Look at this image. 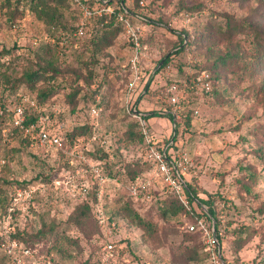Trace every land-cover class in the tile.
Returning <instances> with one entry per match:
<instances>
[{
  "label": "rangeland",
  "instance_id": "374dc122",
  "mask_svg": "<svg viewBox=\"0 0 264 264\" xmlns=\"http://www.w3.org/2000/svg\"><path fill=\"white\" fill-rule=\"evenodd\" d=\"M145 1L149 3V8L143 10L147 16L166 24L153 29L144 25L143 31L144 38L152 34L146 43L149 55L144 64L152 86L140 97L139 107L163 114L150 119L157 137H165L172 131L171 117L165 114V109H169L167 86L174 82L182 86L184 81L204 71L210 75V94L197 89L181 97L179 142L189 148L197 165L198 176L193 182L198 196L205 199L213 196L220 245H216L214 258L207 236L197 228H188V224H196L198 217L170 213L164 216L161 213L164 205L152 200V208L143 214L157 224V233L151 239L137 227L118 232L119 237L130 239L122 254V264H264V213L258 211L264 206V45L257 44L264 36V0ZM137 3L138 0H126L132 8H137ZM12 11L0 8V44L11 46L15 40L25 44L38 35L41 46L34 52L37 63L30 64L24 59L8 71L18 76L48 61L59 63L68 80L58 96L59 102L73 88L89 98L92 87L87 83H102L98 98L106 108L98 120L102 135L97 141L104 140V146L110 145V150L118 147V164L125 168L120 177L126 181L125 170L144 167L141 161L145 152L139 140H132L125 133L130 124L124 117L126 107H122L126 94L114 80L117 69L128 62L132 53L125 34L121 31L103 48L90 39L72 43L61 58L58 50L48 47L43 36L46 30L55 32V27L47 26L26 8L17 15L18 26L13 27L9 18ZM62 12L68 24L77 22L73 13ZM230 20L240 28L230 30ZM93 30L94 35L101 34L97 24ZM181 38L185 40L180 46ZM180 47L183 49L176 52ZM168 55L167 65L157 73L156 67ZM39 87L45 88L46 82H39ZM79 112L71 114L68 108L65 116L73 125L91 119L86 110ZM19 141L15 139L13 145ZM3 144L0 159L5 157ZM55 155V152L49 155L51 162ZM22 157L23 161L19 160ZM61 162L62 169L70 171L78 164L77 160ZM11 163V170L2 176L31 178L34 162L25 149ZM58 173L55 177L61 179L63 174ZM44 183L46 187L38 193L34 210L21 212L11 222L6 217L9 202L0 194V242L8 237L6 230L11 228L12 237L14 230L23 231L29 236L30 245L40 252L51 248L55 264H93L96 243L93 220L86 219L79 225L70 219L82 197L72 189L61 188V184ZM5 188L4 195L11 186ZM107 190L110 192L107 209L115 212L119 208L116 198L122 196L126 200L128 196L126 184H109ZM196 209L206 211L207 205ZM205 220L209 224L213 221ZM39 231L43 233L38 235ZM239 238L243 243H239ZM6 258L0 248V264H9Z\"/></svg>",
  "mask_w": 264,
  "mask_h": 264
},
{
  "label": "trees",
  "instance_id": "16d2710c",
  "mask_svg": "<svg viewBox=\"0 0 264 264\" xmlns=\"http://www.w3.org/2000/svg\"><path fill=\"white\" fill-rule=\"evenodd\" d=\"M103 0H86V3L91 6H97L99 5ZM117 1V10H127L128 14L131 16L132 20L136 24H144L151 26L153 28H160L162 26H166L164 22H160L159 20H153L150 19L149 16H147L146 12L143 10L145 8H149V3L145 0H138V3L136 5L137 8L129 7L126 4V0H116ZM143 1V5L140 4V2ZM25 3V8L28 11H31L36 15L37 18L41 19L47 26L55 27V32H48L46 30L45 33H43L44 38H46V42H48V39L51 37L55 38L54 43H49L48 47L52 50H58V53L61 55V58L66 53L67 48L72 43H77L79 41H83L85 39H90V41L97 47L103 48L108 47L112 40L118 36V34L122 31L124 33V25L122 21H119L116 15H100L93 19L91 24L89 25L87 32L85 34L84 39L81 40H75L71 39L67 44H65L64 48L60 47L59 39L61 36V31H72L75 29L79 23L80 19V12L79 10L74 7L71 3V0H3V2L0 4V8H12L13 11L9 13V18L12 19L11 26H13L17 21V15L23 14V11L20 9L21 3ZM110 3H113V0L110 1ZM63 10H67L69 13H73L76 18L77 22L74 24H68L64 20L63 16ZM197 9L191 8V11H194ZM97 24L100 26L101 34H95L93 30V25ZM230 26V30H235L240 28L239 24L233 23L231 20L228 23ZM50 31V30H49ZM152 34H147V36L143 39V43H148V39ZM39 37L38 35H35ZM41 38V37H39ZM127 40V39H126ZM185 40V38H181L180 46L182 45V42ZM41 44V41L39 40L38 44L36 46H33L28 41L24 45L21 44L18 40H15L14 43L11 46H5L0 44V99L3 103V105H8V100L13 99L18 93L20 92H27L30 93L32 96L36 97L39 102L42 103H50L58 100V96L62 93L61 91L65 89L68 85V80L65 78V75L62 72V69L59 67V63L55 64L53 61L45 62L44 64H39L35 68L25 71L24 73L18 75V76H12V74L8 71L9 69L14 70L15 67H17L18 64L24 59H26L30 64L31 63H37V60L35 58L36 54L35 48L39 47ZM128 46H130L129 41L127 40ZM257 44L260 46L264 45V36L263 41L258 39ZM147 45V44H146ZM41 46V45H40ZM183 48H178L176 52H180ZM131 51V50H130ZM8 55L9 59H4V56ZM131 56V53H130ZM128 57V62L129 58ZM170 55L166 56L164 58V62L157 71V73L163 69L168 61H169ZM128 62L124 65H122L120 68L117 69V76L114 78L115 84L119 83V88L121 91L125 92L126 83L128 81V72L125 71V68L127 67ZM63 73V74H62ZM150 76V73L144 74V81L145 86L144 89H146V92H148L151 88L152 80L148 81V78ZM110 81L111 78H108ZM44 81L46 82L45 88L39 87V82ZM92 88L90 97L88 98L85 94L80 95L79 90L76 88H73V90L70 91L67 97L63 98V102L68 106L71 114L78 113L81 110H86L88 113V108L91 105L100 106L103 109L106 108V104L102 103L99 100V94L101 91V88L103 86L102 83L98 84H90L87 83ZM145 92V93H146ZM144 93V94H145ZM142 96V92L137 97V103L140 102V97ZM122 107L125 108L124 103L122 104ZM126 109V108H125ZM146 118L149 119L152 116H158L161 113L158 111H147ZM103 113V112H102ZM101 113V115H102ZM168 114V113H165ZM163 115V114H161ZM170 117H172L171 114H168ZM62 117H64L62 115ZM125 118H127L130 121V124L128 125V128L125 130V133L127 136L132 140H139L140 143L144 145L143 136L139 132V126L137 120L129 113L126 112L124 115ZM31 120L34 119L33 116L29 117ZM99 120V119H98ZM96 119H90L88 121L80 122L76 125H74L69 131L66 132V136L70 140V144H74V142H77L80 144V147L82 149L83 154L86 156L87 159H89L92 162L97 163L101 168V176H105L109 178V181L104 184V204L105 209L107 212V216L109 220H114L117 223L116 232L120 233L122 230H128L129 228H140L143 233L148 238H154V236L157 233V224L150 220L148 217H146L145 214L148 212L152 206L153 202L152 200H155L157 203H160L161 205H164V208L161 209V213L166 216L167 214L172 215H178V214H189L192 217H198V218H204V219H213L215 220V228H216V234L220 245V234L218 229V217L216 208L213 205L212 200V194L208 196L207 199L201 198L198 196V192L195 189V184L193 182L194 179H196V176L192 178V180L189 182V192L188 196L193 204V210L192 212H189L183 204L178 199L177 195L175 193L169 192L166 188H160L158 187L153 191V197L150 200H145L143 198H133L129 194L126 196V200L122 199V196L117 197L119 208L115 212H111L107 209V195L110 193L109 190H107L109 184H116L119 186L120 184H128L130 181H136L138 179H141L144 177L145 173L152 168V164L149 161L142 160L141 162L144 164V167L140 166L139 168H128V170H125V173L127 175V180L122 181V178L120 177L121 171L125 168H121L118 164V147L117 148H111L110 145L109 148L98 142L97 140H92V137L94 133H98L102 135L101 133V127L100 124ZM5 120L4 118H0V129L4 125ZM13 139H20V131L15 126L13 129V132L11 134ZM0 144H3L2 137H1V130H0ZM4 150H5V163L0 168V194H3V198L9 202V198L14 191L15 188L18 187H25L29 184H32L33 182H52L53 178L57 175V173L62 172V162H69L68 156L65 154L63 150H59L57 154L55 155L53 162L50 160V156L47 155L45 152L41 151H33L29 148L28 142H26L25 139H20L19 143L11 146L10 143H4L3 144ZM24 149L28 154H30L34 165L31 166L32 176L31 178H15L10 179L7 177L2 176V173L9 172L12 167V159L17 154L24 152ZM53 156V155H52ZM23 157L19 158V160L23 161ZM146 167V168H145ZM75 169V168H74ZM72 170L71 173H75V170ZM58 173V174H59ZM86 177L90 183V186L92 188L93 193L96 191L98 178L86 174ZM80 180H86L85 177H80ZM121 182V183H120ZM11 186V190L4 195L5 193V187ZM61 188H65L64 185L60 186ZM120 195V194H119ZM207 205L206 211H203L202 209L198 212L196 207L202 208V205ZM34 210V209H32ZM31 210V211H32ZM144 211V212H142ZM259 212L264 213V206L258 208ZM21 211L17 212L15 216L19 215ZM92 219L95 224V242L94 243V260L93 264L99 263V244L98 241L100 240L101 236V229L98 224L96 212H95V206H94V198H81V200L77 203V206L75 207L74 211L70 214V219L73 220L76 224H83L86 219ZM43 232L39 231L38 235H41ZM45 235V234H44ZM13 236L18 238L21 241L26 240V245L33 249L36 253V256L41 260H52L53 264L54 262V256L51 248L48 249L45 253L40 252L39 250L35 249L33 246L30 245V239L29 236H26L23 231H15L13 233ZM31 237V236H30ZM32 238V237H31ZM128 239H125V237H119L117 239L119 244H123L124 248L121 250L122 254L124 253L125 249L128 248V243L130 242L129 237ZM243 239L239 238V243H243ZM74 242L77 243L76 240ZM240 247V245L238 246ZM6 257V255L4 254ZM7 259V258H6ZM8 262V259H7Z\"/></svg>",
  "mask_w": 264,
  "mask_h": 264
},
{
  "label": "built area",
  "instance_id": "2783aa9c",
  "mask_svg": "<svg viewBox=\"0 0 264 264\" xmlns=\"http://www.w3.org/2000/svg\"><path fill=\"white\" fill-rule=\"evenodd\" d=\"M110 1L112 0H103L99 5L91 7L86 3V0H71L72 5L80 12V19L77 27L72 31H61L60 47L64 48L71 39H84L89 25L97 16L116 15L118 20L123 22L124 34L132 51L125 68L129 75L125 88V107L127 113L131 114L138 122L139 132L144 140V160L152 164V168L145 173L143 178L128 182L126 189L128 194L135 199L150 200L155 189L158 187L166 188L169 192L175 193L183 206L192 212L193 204L188 196L189 182L193 177L198 176V170L189 148L179 142L181 135L179 128L181 123L180 103L183 93L189 90L199 89L210 94L212 91L210 75L204 71L201 75L184 81L182 86L176 82L167 86L166 96L169 109H165V111L172 115V131L165 137H157L146 118L148 112L140 108L137 103L138 95L141 92L142 94L146 92L144 89V64L149 54L146 50L147 45L143 43L145 26L144 24H136L126 9L117 10L116 0H113V3ZM140 3L144 4L143 1ZM24 8L22 2L20 9L23 10ZM17 26V23L13 25V27ZM55 41L54 37L48 39L49 43ZM38 42L39 37L37 36L29 38V43L33 46H36ZM4 59L8 60L9 56H4ZM150 77L148 81H150ZM67 110L68 106L64 102L56 100L50 103H42L27 92H20L12 100L9 99L8 105H3L0 99V118L5 120L0 129L2 141L13 146L15 139L11 134L16 126L20 131V139H25L33 151H41L51 155L53 152L57 154L59 150H63L68 156L69 162L77 160L78 164L75 166L74 174L70 170H62L63 177L61 179L54 177L52 184L64 185L78 193L82 198H94L95 212L101 229V236L98 241V264H122L121 250L124 246L117 241L119 238V234L116 232L117 223L114 220H109L104 204V184L109 181V178L101 176L100 166L86 158L79 143L70 144L66 132L76 124H71L72 120L65 116ZM102 111L103 108L96 105H91L88 108L91 119L98 120ZM31 116L34 119L31 120L29 118ZM99 136L101 135L94 133L92 140H98ZM100 143L104 145V140H101ZM106 147L109 148V145ZM4 163L5 159L1 158L0 166H3ZM86 174L98 178L94 193ZM80 177H85L86 180H80ZM45 187L44 182H33L25 187L15 188L9 198L6 213L8 222L14 219L17 212H28L35 208L36 197ZM188 228L190 230L197 228L204 236H207L211 253L216 258L215 248L219 241L215 220L209 224L204 218H197L196 224H188ZM6 233L8 237L1 240L0 248L6 255L9 264H53L52 260L39 259L33 249L18 238L12 237L11 228H7Z\"/></svg>",
  "mask_w": 264,
  "mask_h": 264
},
{
  "label": "crops",
  "instance_id": "0c3cea01",
  "mask_svg": "<svg viewBox=\"0 0 264 264\" xmlns=\"http://www.w3.org/2000/svg\"><path fill=\"white\" fill-rule=\"evenodd\" d=\"M145 110H146V109H145ZM150 119H151V117L148 119V121H149V124H150V126H151V128H152V130H153V129H155L154 126H153V125H155V124L151 123Z\"/></svg>",
  "mask_w": 264,
  "mask_h": 264
},
{
  "label": "water",
  "instance_id": "95a60500",
  "mask_svg": "<svg viewBox=\"0 0 264 264\" xmlns=\"http://www.w3.org/2000/svg\"><path fill=\"white\" fill-rule=\"evenodd\" d=\"M163 62H164V60H161V61H160V63H159L158 66L156 67V70H158V69L161 67V65L163 64Z\"/></svg>",
  "mask_w": 264,
  "mask_h": 264
}]
</instances>
